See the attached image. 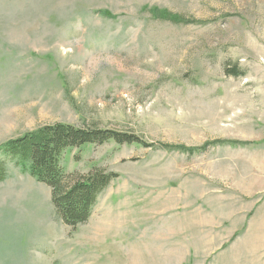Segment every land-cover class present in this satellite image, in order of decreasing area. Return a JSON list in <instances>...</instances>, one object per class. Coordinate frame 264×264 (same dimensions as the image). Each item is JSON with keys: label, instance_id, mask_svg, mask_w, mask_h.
Here are the masks:
<instances>
[{"label": "rangeland", "instance_id": "rangeland-1", "mask_svg": "<svg viewBox=\"0 0 264 264\" xmlns=\"http://www.w3.org/2000/svg\"><path fill=\"white\" fill-rule=\"evenodd\" d=\"M57 123L245 145L67 149V173L118 175L75 230L0 154V264H264V0H0V145Z\"/></svg>", "mask_w": 264, "mask_h": 264}, {"label": "trees", "instance_id": "trees-1", "mask_svg": "<svg viewBox=\"0 0 264 264\" xmlns=\"http://www.w3.org/2000/svg\"><path fill=\"white\" fill-rule=\"evenodd\" d=\"M149 10L152 18L175 25L191 23L179 13L156 7ZM106 18H114L107 10L100 11ZM235 77L242 76L236 67L227 71ZM109 142L118 145H138L145 148L177 151L180 153L199 154L207 147L216 144L243 146L238 141H217L200 148H187L171 145L147 144L139 137L111 130L82 128L71 124L57 123L44 125L25 133L20 137L0 145V154L16 161L21 171L29 174L39 183L51 189V200L58 217L69 228L75 230L90 220L100 197L114 182L118 175L102 169L87 174H69L66 172L62 156L67 149H81L88 145L102 146ZM211 144V145H210ZM7 178V162L0 160V183Z\"/></svg>", "mask_w": 264, "mask_h": 264}]
</instances>
